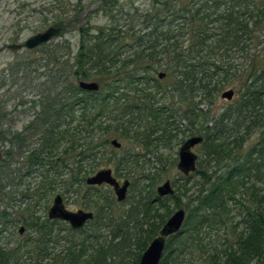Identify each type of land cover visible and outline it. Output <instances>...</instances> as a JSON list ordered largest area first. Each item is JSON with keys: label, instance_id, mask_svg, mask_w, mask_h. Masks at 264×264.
Here are the masks:
<instances>
[{"label": "trees", "instance_id": "obj_1", "mask_svg": "<svg viewBox=\"0 0 264 264\" xmlns=\"http://www.w3.org/2000/svg\"><path fill=\"white\" fill-rule=\"evenodd\" d=\"M255 2L151 0L146 12L122 7L123 25L84 22L75 52L65 40L32 51L24 70L41 62L46 69L30 101L32 120L12 132L3 129L9 114L0 110V235H14L18 224L28 232L20 227L13 241L0 243V264H112L114 250L93 244L112 226L113 246L133 245L138 264L170 214L166 198L156 196V177L142 188L130 182L128 192L135 190L124 211L117 207L128 197L119 204L108 186L86 179L101 169L140 175L147 156L160 163L157 149L172 144L182 121L186 137L203 138L190 175L199 179L159 264H264V5ZM124 48L132 52L122 57ZM21 65H13L14 76ZM78 81L99 89L81 91ZM225 89L238 98L213 112ZM115 138L119 150L110 146ZM56 195L93 219L81 229L50 220Z\"/></svg>", "mask_w": 264, "mask_h": 264}, {"label": "rangeland", "instance_id": "obj_2", "mask_svg": "<svg viewBox=\"0 0 264 264\" xmlns=\"http://www.w3.org/2000/svg\"><path fill=\"white\" fill-rule=\"evenodd\" d=\"M255 3L264 5V0H256ZM150 4L151 0H0V110L1 112L4 111V113L9 114L6 119H3V129L12 132H21L25 125L32 120L33 110L30 101L33 99L32 95L35 89H41L40 83L44 81L43 78L39 77V74L46 71L43 62L24 70L26 66L25 61H29L34 57L32 51L37 48L33 50L22 49L20 51H11L7 49L8 45L23 44L31 36L49 27H54L55 22L61 21L63 29H60L61 32L63 31V37L54 38L53 43H61L65 40L69 43L71 50L75 52L77 50L76 46L78 47V28H80L84 22H87V20H89V24L92 25V27L108 28L113 26L116 19H119V24L123 25L125 24L123 21L125 17L121 18L124 13L123 8H137L139 12H146L150 8ZM112 6H115V8L110 11L109 9L112 8ZM114 18L116 19L114 20ZM131 52V50L129 51L127 48H124L122 50V57L129 55ZM235 57L237 58L235 64L241 65L244 59L237 55ZM14 64H22L21 68L17 69L20 72L17 76L13 74L16 70V68L13 67ZM227 90L229 89H225L223 92ZM220 95L211 106L213 112H219L227 104L232 103L238 98L235 90L232 99L229 101L222 99ZM200 108L206 111L209 107L202 105ZM181 125L182 126H179V132H173L175 136L172 144L169 147H159L157 149L160 150V157L158 158L161 159L160 163L154 161L155 156H147L146 159H150V162L143 165V173L140 175L133 176V171L126 173V170L122 168L115 173V178L119 181L123 180V176L128 175L129 179L127 180L135 185V188H142L146 185V177H151L152 175L156 177L154 181V190L165 181H170L173 194L163 197L166 199L162 200L165 207L170 211L167 219L177 210L182 209L186 211V208L191 206V193L196 191L193 185L199 179L198 176L193 177V175L190 176V174V179L187 180L176 168L178 150L182 143L188 139V137L185 136V130H187L186 122L182 121ZM255 140L256 134L249 136L246 139L248 144L245 143V141L242 147L245 148L247 145L255 143ZM122 142L124 144V141ZM26 143L29 149L34 146V141L32 142L30 139ZM152 151L154 152L156 150ZM193 152L197 155L199 160L202 159L199 147L194 148ZM141 161L142 159H140V162ZM140 165H142V163H140ZM110 166L114 169L113 164H110ZM201 166L202 167L199 168L200 170L206 168L203 164ZM18 192H21V189H19ZM133 192H128V200H126L124 204L119 203L120 206L117 207L118 210L124 211L126 209L128 203L132 200ZM16 199H18V196ZM50 204L51 201L49 206ZM63 204L67 210L77 211V208L72 204L71 200H63ZM47 212L48 211H46V213ZM160 213L163 214V210H161ZM20 227H24V234L28 232L25 226L18 224L16 230H14V235H9L8 232L0 235V243L13 241ZM113 228V226L111 229L109 227H103L97 233V235H99L98 239L97 241L94 240L93 244L97 243L100 247L101 245L108 246L110 249L114 250L116 255H114L112 264H132V253H136L134 246L131 245L123 251L115 248L113 245L118 239L111 241L112 237L110 234H112ZM48 263L47 260L42 262V264ZM28 264L36 263L31 262Z\"/></svg>", "mask_w": 264, "mask_h": 264}, {"label": "water", "instance_id": "obj_3", "mask_svg": "<svg viewBox=\"0 0 264 264\" xmlns=\"http://www.w3.org/2000/svg\"><path fill=\"white\" fill-rule=\"evenodd\" d=\"M61 34L60 28L49 27L46 30L39 32L30 38H28L23 47L27 50H33L34 48L41 47L47 44L54 38H58ZM22 47L17 44H10L7 46L8 50L16 51ZM159 78H163V74L158 75ZM77 86L81 91L85 92H97L99 89L98 83L94 81H78ZM234 95V90L229 89L223 92L220 97L225 100H231ZM203 141L202 137H190L182 143L180 146L177 158L178 162L176 168L183 176H189L196 170V162L198 160L197 155L193 152V149L199 146ZM112 145L119 148L120 145L116 141H112ZM86 184L93 187L108 186L113 190L115 199L118 203L125 201L127 196L128 187L130 182L124 180L119 183L114 177L111 169H101L94 175L86 179ZM173 194L170 181H165L162 185L156 188V196L163 198ZM48 218L50 220H59L68 224L72 229H81L87 221L93 219V215L90 212L83 210L69 211L63 204V199L60 195H56L53 199L52 205L48 210ZM185 211L182 209L174 212L161 227L159 234L155 237L146 247L142 253L138 264H159L165 251L166 240L177 234L185 221ZM24 228L19 229V233H23Z\"/></svg>", "mask_w": 264, "mask_h": 264}, {"label": "flooded vegetation", "instance_id": "obj_4", "mask_svg": "<svg viewBox=\"0 0 264 264\" xmlns=\"http://www.w3.org/2000/svg\"><path fill=\"white\" fill-rule=\"evenodd\" d=\"M24 44V43H23ZM23 44H17V45H20L22 48L21 49H19V50H16V51H20V50H22V49H25L24 47H23ZM112 141H116L119 145H120V147L119 148H116V147H114L113 145H112ZM110 146L112 147V149H114V150H119V149H121L122 148V143L118 140V139H112L111 141H110ZM0 158H1V151H0ZM117 179V178H116ZM118 180V179H117ZM124 180H127V179H123L122 181H119L118 180V182L119 183H122ZM129 181V180H128ZM130 182V181H129ZM129 187H130V185H129ZM129 187H128V190H129ZM110 188V187H109ZM111 189V188H110ZM112 190V189H111ZM113 191V190H112ZM114 194V193H113ZM127 195H128V191H127ZM115 197V196H114ZM127 197V196H126ZM126 199V198H125Z\"/></svg>", "mask_w": 264, "mask_h": 264}]
</instances>
